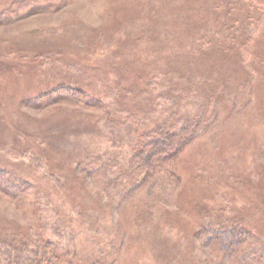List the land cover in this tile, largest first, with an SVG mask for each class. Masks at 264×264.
<instances>
[{"label": "rangeland", "instance_id": "1", "mask_svg": "<svg viewBox=\"0 0 264 264\" xmlns=\"http://www.w3.org/2000/svg\"><path fill=\"white\" fill-rule=\"evenodd\" d=\"M0 261L264 264V0H0Z\"/></svg>", "mask_w": 264, "mask_h": 264}, {"label": "trees", "instance_id": "2", "mask_svg": "<svg viewBox=\"0 0 264 264\" xmlns=\"http://www.w3.org/2000/svg\"><path fill=\"white\" fill-rule=\"evenodd\" d=\"M129 118L130 119L135 118L134 114H131L129 116ZM169 131H171L170 127H168L167 129L161 128V131H156L155 135L152 134L151 132H145V131L142 133L143 135L141 133H139L138 139L141 141L140 142L141 147L146 146V147H149V149H151V150L147 151L146 155L154 152V154H152V156H151V160L155 159V160L159 161L160 159H158L156 157L157 155L166 158L168 152L173 153L171 151H168V149L172 148L175 137L173 135H171V133H168ZM142 137H143V139H142ZM150 155H148V156H150ZM148 156H147V158H148ZM171 161H173V157H172ZM172 173L174 174L173 170L171 171V174ZM174 176H175V174H174ZM0 264H10V262L9 261H5V262L0 261ZM16 264H18V263H16Z\"/></svg>", "mask_w": 264, "mask_h": 264}]
</instances>
